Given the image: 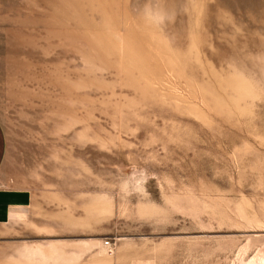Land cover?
Segmentation results:
<instances>
[{
	"label": "rangeland",
	"instance_id": "1",
	"mask_svg": "<svg viewBox=\"0 0 264 264\" xmlns=\"http://www.w3.org/2000/svg\"><path fill=\"white\" fill-rule=\"evenodd\" d=\"M0 264H264V0H0Z\"/></svg>",
	"mask_w": 264,
	"mask_h": 264
},
{
	"label": "crops",
	"instance_id": "2",
	"mask_svg": "<svg viewBox=\"0 0 264 264\" xmlns=\"http://www.w3.org/2000/svg\"><path fill=\"white\" fill-rule=\"evenodd\" d=\"M5 136L0 127V166L5 156ZM30 203L27 192L5 190L0 188V224H3L15 214L16 210L23 209Z\"/></svg>",
	"mask_w": 264,
	"mask_h": 264
}]
</instances>
